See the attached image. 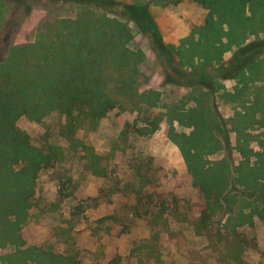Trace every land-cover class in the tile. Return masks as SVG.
Here are the masks:
<instances>
[{
	"label": "rangeland",
	"instance_id": "374dc122",
	"mask_svg": "<svg viewBox=\"0 0 264 264\" xmlns=\"http://www.w3.org/2000/svg\"><path fill=\"white\" fill-rule=\"evenodd\" d=\"M14 3L0 0V62L10 58L14 46L33 44L60 21L98 18L104 30L110 27L102 44L110 53L108 90L118 103L75 133L76 140L108 154L105 177L87 171L80 149H70L61 133L64 116L53 112L41 122L17 120L33 146L56 155L38 172L21 213H14L0 192V264H235L222 260L195 233L193 222L204 206L195 177L212 174L224 192L222 203L235 211L245 205L242 199L249 194L233 179L241 161H264L257 155L264 150L259 145L264 143V58L221 81L217 90L183 86L167 78L151 37L174 60L182 52L191 63L183 69L190 73V65L203 66L198 54H213L219 38L224 45L212 64L228 60L243 39L263 37L264 4L261 20L251 27L256 34L235 23V37L227 39L221 36L225 24L206 28L209 11L197 0H116L135 13L146 10L135 19L65 0ZM145 20L150 34L140 27ZM201 114L212 118L214 128L200 126ZM240 142L252 149L247 159L237 148ZM21 168L22 163L13 170ZM227 210L213 217L222 249L230 239ZM254 220L253 227L238 229L252 240L242 264H264V222Z\"/></svg>",
	"mask_w": 264,
	"mask_h": 264
},
{
	"label": "trees",
	"instance_id": "16d2710c",
	"mask_svg": "<svg viewBox=\"0 0 264 264\" xmlns=\"http://www.w3.org/2000/svg\"><path fill=\"white\" fill-rule=\"evenodd\" d=\"M10 1L14 4L26 2ZM65 1L95 5L109 12L132 15L134 19L139 14H147L143 8L135 13L132 6H121L116 0ZM197 1L209 11L206 28L215 29L225 24L226 29L222 28L221 36L232 39L235 37L234 24L240 23L243 29L252 30L251 33L256 34L257 30L251 27L262 18L259 12L264 0ZM246 10L250 15L245 13ZM97 20L85 18L82 21H60L46 32H40L33 44L14 46L10 58L0 62V192L10 199L14 213H21L26 208L27 198L33 195L38 172L52 165L53 155H56L52 154L53 150L46 152L30 143L28 134L16 124L21 117L41 122L53 112L64 116L66 121L61 133L70 149H80L85 161L84 167L91 174L98 177L107 175L103 162L108 154H98L92 145L75 139V133L83 122L89 121L92 124L100 120L118 103V98L108 90L110 80L106 72L110 53L102 44L104 39L110 38V27L104 30ZM143 23L140 22V27L150 34L148 22L144 23L146 25ZM207 36L211 37L210 34ZM151 38L163 57L168 71L167 78L183 86H206L217 90L221 81L240 76L264 58V36H257L249 42L243 39L228 60L212 64L211 60L218 56L219 49L224 45L219 38L215 47L217 51L213 54H198L203 59L200 63L203 66L190 65L191 72L188 73L183 67L190 62L187 57H183L182 52L177 51V60H174L172 55L161 49L159 41L153 36ZM234 41L239 44L241 39L236 36ZM200 119H211V122ZM197 120L204 130L214 128V121L208 116L201 114ZM245 143L240 142L237 148L243 158L247 159L253 152ZM259 145L264 149L263 142ZM257 155H264V150ZM20 163L23 168L14 171L13 167ZM235 172L234 185L242 187L249 194L243 197L245 205H241L238 211L229 202L226 205L221 202L220 197L224 192L220 191V181L215 176L203 173L195 177V184L204 195V206L200 216L193 222V228L198 236L206 238L212 252L220 255L222 260L242 264L244 252L251 247L252 240L238 229L244 225L253 227L255 218L264 222V161L254 165H250L247 160L241 161ZM225 207L228 208L230 239L225 249H222L218 231L213 227V217Z\"/></svg>",
	"mask_w": 264,
	"mask_h": 264
}]
</instances>
